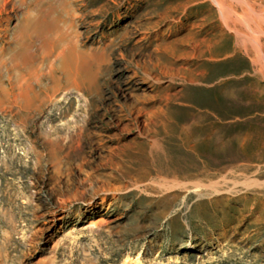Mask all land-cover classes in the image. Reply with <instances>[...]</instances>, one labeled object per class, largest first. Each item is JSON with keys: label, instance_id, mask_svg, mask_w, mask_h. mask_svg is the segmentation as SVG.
Returning a JSON list of instances; mask_svg holds the SVG:
<instances>
[{"label": "rangeland", "instance_id": "rangeland-1", "mask_svg": "<svg viewBox=\"0 0 264 264\" xmlns=\"http://www.w3.org/2000/svg\"><path fill=\"white\" fill-rule=\"evenodd\" d=\"M0 264H264V0H0Z\"/></svg>", "mask_w": 264, "mask_h": 264}, {"label": "bare ground", "instance_id": "bare-ground-1", "mask_svg": "<svg viewBox=\"0 0 264 264\" xmlns=\"http://www.w3.org/2000/svg\"><path fill=\"white\" fill-rule=\"evenodd\" d=\"M251 30H252L253 33L256 32V30H254V29H252V28H251ZM259 31H260V30H259ZM257 32H258V31H257ZM257 32H256V33H257ZM259 34H260V33H259ZM256 36H257V35H256ZM258 50H259V49H258ZM258 50H257V51H258ZM258 52H259V51H258ZM261 55H262V54H261ZM258 56H259V55H258ZM178 184H180V183H177V185H178ZM256 184H258L256 180H249V181H248V184H246V185H247V186H248V185H249V186H252V185H256ZM178 186H179V185H178ZM171 187H172V186H171Z\"/></svg>", "mask_w": 264, "mask_h": 264}]
</instances>
